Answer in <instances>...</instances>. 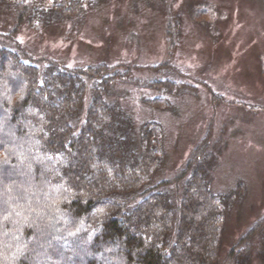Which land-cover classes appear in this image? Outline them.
<instances>
[{
    "label": "trees",
    "instance_id": "trees-1",
    "mask_svg": "<svg viewBox=\"0 0 264 264\" xmlns=\"http://www.w3.org/2000/svg\"><path fill=\"white\" fill-rule=\"evenodd\" d=\"M101 1L0 0V264H224V208L239 191L210 189L208 139L171 192L172 179L153 177L161 123L136 124L104 95L119 71L39 68L15 38L23 24L82 20ZM257 227L230 247L228 264H250L239 244Z\"/></svg>",
    "mask_w": 264,
    "mask_h": 264
},
{
    "label": "rangeland",
    "instance_id": "rangeland-1",
    "mask_svg": "<svg viewBox=\"0 0 264 264\" xmlns=\"http://www.w3.org/2000/svg\"><path fill=\"white\" fill-rule=\"evenodd\" d=\"M15 38L39 68L55 60L119 71L104 95L136 124L161 123L153 177L172 179L171 192L206 137L210 189L239 191L224 208L220 262L257 223L239 246H249L250 264H264V0H102L82 20L23 24Z\"/></svg>",
    "mask_w": 264,
    "mask_h": 264
}]
</instances>
